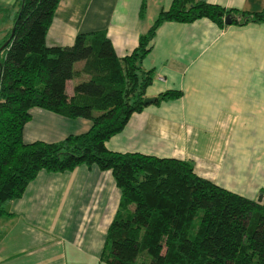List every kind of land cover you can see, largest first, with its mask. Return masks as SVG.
<instances>
[{"label":"crops","instance_id":"1","mask_svg":"<svg viewBox=\"0 0 264 264\" xmlns=\"http://www.w3.org/2000/svg\"><path fill=\"white\" fill-rule=\"evenodd\" d=\"M170 1L60 0L45 45L71 46L76 34L103 31L114 55L125 57ZM199 1L245 13L264 9V0ZM16 10V0H0V44ZM149 46L140 62L153 72L144 98L165 91L180 95L132 113L105 149L189 162L197 177L256 200L264 191V22H164ZM78 80L65 82L67 97ZM28 114L24 144L56 143L90 128L87 119L41 108ZM119 198L110 172L95 166L38 172L20 197L3 204L0 264H106L100 255Z\"/></svg>","mask_w":264,"mask_h":264},{"label":"trees","instance_id":"2","mask_svg":"<svg viewBox=\"0 0 264 264\" xmlns=\"http://www.w3.org/2000/svg\"><path fill=\"white\" fill-rule=\"evenodd\" d=\"M59 1L16 0L12 32L0 44L8 40L0 49V215L3 204L20 197L38 172L95 166L110 172L120 193L105 232L104 263L264 264V191L249 200L197 177L189 162L104 147L145 106L153 72L143 70L140 62L160 24L207 19L223 27L225 17L229 25L259 23L264 9L245 13L199 0H171L132 52L117 58L103 31L76 34L71 46H46ZM72 79L79 80L67 97L65 82ZM179 95L165 91L154 103ZM33 107L87 119L90 128L56 143L24 144L21 131Z\"/></svg>","mask_w":264,"mask_h":264},{"label":"water","instance_id":"3","mask_svg":"<svg viewBox=\"0 0 264 264\" xmlns=\"http://www.w3.org/2000/svg\"><path fill=\"white\" fill-rule=\"evenodd\" d=\"M224 23L226 24V25H229L230 24V20L227 18V17H225V19H224ZM11 32H12V29L10 30V34H11ZM8 41V40H7ZM7 41H5L1 46H0V49L7 43ZM152 102H154V99L153 98H144L143 100H142V105H147V104H150V103H152Z\"/></svg>","mask_w":264,"mask_h":264},{"label":"rangeland","instance_id":"4","mask_svg":"<svg viewBox=\"0 0 264 264\" xmlns=\"http://www.w3.org/2000/svg\"><path fill=\"white\" fill-rule=\"evenodd\" d=\"M199 215H200V212L197 213V216H196V218H195V220H194V223H195V224H196V222H197V220H198L197 218H198Z\"/></svg>","mask_w":264,"mask_h":264}]
</instances>
